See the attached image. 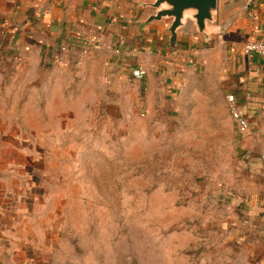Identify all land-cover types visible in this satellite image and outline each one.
<instances>
[{"label": "crops", "instance_id": "0c3cea01", "mask_svg": "<svg viewBox=\"0 0 264 264\" xmlns=\"http://www.w3.org/2000/svg\"><path fill=\"white\" fill-rule=\"evenodd\" d=\"M155 2L0 0V264L45 262L31 245L21 244L31 239L23 217L38 212L36 191L18 189L23 181L9 171L2 147L12 139L19 143L24 134L35 142L26 143L24 136L18 147H40L47 135L51 147L60 140L73 147L75 105L98 103L106 90L112 102L115 92L131 99L137 87L144 91L147 117L160 111L181 121L203 120L212 136L228 137L238 156L247 230L256 232L258 253L264 250V57L242 54L246 42L264 38V0H218L205 34L187 15L175 48L172 19L150 21ZM61 46L70 49L68 63L47 64ZM140 67L143 79L134 76ZM228 94L249 119L248 135L229 116ZM32 177L24 183L40 180ZM16 199L19 210L12 209Z\"/></svg>", "mask_w": 264, "mask_h": 264}, {"label": "rangeland", "instance_id": "374dc122", "mask_svg": "<svg viewBox=\"0 0 264 264\" xmlns=\"http://www.w3.org/2000/svg\"><path fill=\"white\" fill-rule=\"evenodd\" d=\"M140 91L73 105V147H51L48 135L18 147L24 136L33 144L26 134L2 147L18 189L36 191L38 212L23 217L31 239L21 244L45 260L37 264H262L236 148L207 121L147 117ZM31 175L38 183H24Z\"/></svg>", "mask_w": 264, "mask_h": 264}, {"label": "water", "instance_id": "95a60500", "mask_svg": "<svg viewBox=\"0 0 264 264\" xmlns=\"http://www.w3.org/2000/svg\"><path fill=\"white\" fill-rule=\"evenodd\" d=\"M156 10V15L150 21L171 18L172 23L169 28L171 34L170 43L173 48L177 44V31L184 24L187 15H191L198 31L205 34L208 24L213 21V15L218 9V0H156L152 5Z\"/></svg>", "mask_w": 264, "mask_h": 264}, {"label": "built area", "instance_id": "2783aa9c", "mask_svg": "<svg viewBox=\"0 0 264 264\" xmlns=\"http://www.w3.org/2000/svg\"><path fill=\"white\" fill-rule=\"evenodd\" d=\"M48 13H50L49 7L44 11L45 15ZM5 26H9V24L5 23ZM69 50L68 46L59 47L54 54L48 57L47 64L58 66L66 65L69 60ZM242 54L246 56L264 57V38L246 42L242 48ZM145 75L146 71L141 67L134 71V76L137 79H143ZM226 103L229 116L237 127L238 132L243 136L248 135L251 131L250 122L236 97L233 94H228L226 96ZM262 109L264 113V93L262 95Z\"/></svg>", "mask_w": 264, "mask_h": 264}]
</instances>
